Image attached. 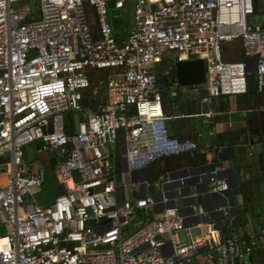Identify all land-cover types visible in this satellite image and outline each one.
I'll return each mask as SVG.
<instances>
[{"label": "built area", "instance_id": "1", "mask_svg": "<svg viewBox=\"0 0 264 264\" xmlns=\"http://www.w3.org/2000/svg\"><path fill=\"white\" fill-rule=\"evenodd\" d=\"M20 1L0 0V264H249L256 234L232 229L219 238L205 208L192 203L183 213L172 204L165 177L151 195L142 178L131 184L136 198L120 199L130 185L116 178L115 150L120 143L128 177L197 150L194 140L171 137L166 122L214 113H163L155 71L166 53L175 62L203 61L207 86L199 99L212 104L248 92L254 63L226 58L224 45L237 43L244 58L256 57L252 81L264 93V0H132L133 30L120 44L108 0H38L37 17L14 9ZM129 1L114 0V8ZM255 14L258 25L249 18ZM88 70L107 71L106 101L94 112L83 106ZM68 112L79 118L74 133L65 130ZM34 143L52 157L62 188L43 204L35 194L45 169L30 168L24 157ZM221 172L215 166L205 176L207 193L224 198L229 181ZM227 203L215 210L230 225ZM153 209L156 217L134 223ZM187 220L201 221L192 227Z\"/></svg>", "mask_w": 264, "mask_h": 264}, {"label": "crops", "instance_id": "2", "mask_svg": "<svg viewBox=\"0 0 264 264\" xmlns=\"http://www.w3.org/2000/svg\"><path fill=\"white\" fill-rule=\"evenodd\" d=\"M108 2L109 19L113 33L119 44L124 43L133 30V2L132 0L127 2L118 14L114 13V11H119L114 8V0H108ZM156 6L151 5L152 8ZM127 14H130V18ZM129 21L132 22L131 25L128 24ZM93 32L97 36L96 27L93 28ZM236 44L224 45L226 58L231 59V54L240 49L237 44L238 48L229 49L230 52H227L228 47ZM243 59H235V61ZM174 63L172 54L166 53L161 64H159L162 70H168L169 72L164 81H158L157 79L163 96V113L170 116L173 114H205L211 111L214 116L210 119L204 115L179 118L184 119L185 123L183 125L169 119L166 124L170 136L180 140H194L198 147L197 150L180 156L160 159L147 166L146 171L143 169L134 172L131 177L123 175L125 164L121 158V144L119 143V147L115 150L116 178L118 181L130 185V187L127 190H121L118 197L120 199L136 198L138 192L131 184L137 183L142 178L147 180V193L149 195L153 194V185H150V180L155 177L157 180L160 176L166 178L169 188H165V190L169 194L180 181L184 180L188 183L191 195L204 198L198 207L207 210L209 214L207 224L217 231L219 238H223L232 229L241 235L247 231L256 234V246L246 259L249 264H264V236L258 234L260 228L264 225V93H258L252 81L246 94L222 96L212 104H204L200 102L199 98L206 93V89L202 86H191L182 90L187 93L188 100L183 103V107L180 109L178 108L179 103L176 102L175 104L172 99L173 91L168 90L167 87L171 82L170 77ZM88 71L86 75L92 78L90 82L92 85L94 83L93 72L95 71ZM97 79L100 80L99 77ZM189 98H196V100L192 99L190 101ZM96 102L98 105L103 104L101 98H97ZM70 113L68 112L64 116L66 133H74L76 123L79 120L77 115L72 116ZM211 128L214 130L213 136L209 135ZM35 149L36 152L40 151L38 145L35 146ZM47 158V161L52 163L53 170L52 157L47 154ZM28 166L32 169L39 167L45 169L41 160L28 164ZM215 166L222 169L221 176L226 177L229 181V187H232V196L224 195V198L228 201L226 214L233 215L235 218L230 225L222 223V214L215 210L216 205L223 202L224 198H205L208 195V180L205 175ZM57 186L58 190L53 192V195L58 194L59 189H62L58 184ZM171 198L175 199L172 204L183 213H185L184 208L192 204L188 201V197H185L184 200L182 197L171 196ZM41 203L44 202L41 201ZM158 212L156 209H153V211L142 210L136 216L134 223L141 222L147 216L156 217ZM195 221L187 220L185 224L196 227ZM201 259L202 256L197 257L195 261L200 262Z\"/></svg>", "mask_w": 264, "mask_h": 264}, {"label": "rangeland", "instance_id": "3", "mask_svg": "<svg viewBox=\"0 0 264 264\" xmlns=\"http://www.w3.org/2000/svg\"><path fill=\"white\" fill-rule=\"evenodd\" d=\"M13 8L14 9L28 8L32 12H34L36 17H37L38 0L20 1L16 4H14ZM127 15H129V18H130V14H127ZM249 18L256 25L260 24L262 21L260 15H257V14L250 16ZM128 24L131 25L132 22L129 21ZM235 48H238L237 44L228 47L227 52H230L231 49H235ZM230 57H231V59H233V61H235V59H243L244 54H243V51L241 49H237L234 53L231 54ZM106 73H107V71H105V70L93 72L94 83L91 85L90 88L82 91V95L84 98L83 106L87 112H93L98 108V104L96 102L97 98H101L103 104L106 101V95H107V89H106V83H105ZM168 73H169L168 70L167 71L162 70V67H160V65H158L156 67L155 75H156L158 81H164L167 78V75H169ZM97 77H99L100 80H98ZM198 86H202L203 88L206 89L207 84L205 83L203 85H198ZM70 114L72 116H74V115L76 116V114L73 112H71ZM36 145H37V143L30 144L29 146H26L24 148V154H25L24 157H25V160L28 164H33V163L41 160L42 165H44V167H45V180L43 181L41 188L35 194V196L38 200V203H41V201L45 203L46 200L48 199V196L53 195V192L58 190V186H57L56 181L54 179V173L52 170V163L50 161H47V159H48L47 153H45L43 151L36 152V149H35ZM156 182H157V179L155 177V178L150 180V185L152 186ZM49 197L51 198V196H49ZM43 198H44V200H42ZM130 233H131V231L129 233H125L124 236H128ZM178 240L180 241V243H186V237H185V234L183 232L178 233Z\"/></svg>", "mask_w": 264, "mask_h": 264}, {"label": "water", "instance_id": "4", "mask_svg": "<svg viewBox=\"0 0 264 264\" xmlns=\"http://www.w3.org/2000/svg\"><path fill=\"white\" fill-rule=\"evenodd\" d=\"M254 11L256 12L255 2H254ZM243 61L245 63L247 62L254 63L253 67H250L247 69L249 73L247 76V82H248V85H250L252 82V72L255 69L256 57L244 58ZM170 79H171V82L169 83V85H167L168 90L173 91L172 99L173 101H175V104L176 102L179 103L178 108L181 109L183 107V103H185L188 100L187 93L182 90H184L187 87L205 84V68H204L203 61L200 59H190V60H185L181 62H175L173 64ZM189 99H191L190 101H192V99H194V101L196 100V98H189ZM174 122L179 125H183L185 123L184 119H176ZM178 140L180 139L178 138ZM218 157L220 158L221 156H218ZM165 188L168 189L169 186L165 185ZM231 189L232 187H229V190L226 193L229 197L232 196ZM171 193L170 194L168 193L170 197L171 196L180 197V198L182 197L183 200L185 199L183 197H189L188 201L191 203L201 204L204 199V198H201L200 196H195V197L191 196L187 182L178 183V185L174 187ZM205 198H218V195L208 194ZM200 221L201 220H197L195 222L197 224ZM205 221L206 219L203 220V222ZM198 233H199L198 229L193 230L194 236L198 235Z\"/></svg>", "mask_w": 264, "mask_h": 264}, {"label": "trees", "instance_id": "5", "mask_svg": "<svg viewBox=\"0 0 264 264\" xmlns=\"http://www.w3.org/2000/svg\"><path fill=\"white\" fill-rule=\"evenodd\" d=\"M120 11L121 10H119V11H114V13L115 14H118V13H120ZM90 72H93V71H101V70H89ZM88 71V72H89ZM88 74V73H87ZM88 77H89V75H88ZM89 80H90V82L92 81V78L91 77H89ZM90 87H91V83H90ZM89 87V88H90ZM162 100H163V96H162ZM59 191L61 192L62 191V189H59ZM151 218H153V217H151V216H147L145 219H151Z\"/></svg>", "mask_w": 264, "mask_h": 264}]
</instances>
